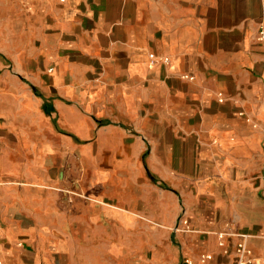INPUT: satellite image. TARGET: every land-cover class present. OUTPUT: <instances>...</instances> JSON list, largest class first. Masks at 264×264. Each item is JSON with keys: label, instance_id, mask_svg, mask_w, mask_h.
<instances>
[{"label": "crops", "instance_id": "1", "mask_svg": "<svg viewBox=\"0 0 264 264\" xmlns=\"http://www.w3.org/2000/svg\"><path fill=\"white\" fill-rule=\"evenodd\" d=\"M263 20L264 0H0V261L233 264L246 236L264 264Z\"/></svg>", "mask_w": 264, "mask_h": 264}, {"label": "built area", "instance_id": "2", "mask_svg": "<svg viewBox=\"0 0 264 264\" xmlns=\"http://www.w3.org/2000/svg\"><path fill=\"white\" fill-rule=\"evenodd\" d=\"M258 38L261 42H264V20L261 22L258 30ZM150 59L153 65L156 64H169L170 60L168 57H162V56H156L155 54L150 55ZM183 79L186 80H193L194 78L190 75H183ZM184 214L181 216L178 226L176 227L175 231H179L180 225L187 226L188 222L184 220ZM223 237V236H221ZM246 236H242L240 242L237 244L236 248V257L233 264H253L252 258V251L250 250L248 244H247ZM209 260V256H202L200 258L199 262H195L191 259H185L184 264H206ZM0 264H3L2 261H0Z\"/></svg>", "mask_w": 264, "mask_h": 264}]
</instances>
